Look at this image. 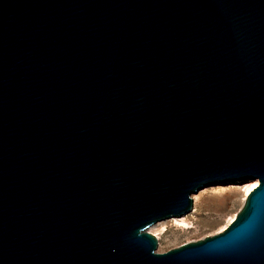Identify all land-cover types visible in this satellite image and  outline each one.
Returning a JSON list of instances; mask_svg holds the SVG:
<instances>
[{"label":"water","instance_id":"obj_1","mask_svg":"<svg viewBox=\"0 0 264 264\" xmlns=\"http://www.w3.org/2000/svg\"><path fill=\"white\" fill-rule=\"evenodd\" d=\"M256 179L157 251L201 189ZM0 264H264V0H0Z\"/></svg>","mask_w":264,"mask_h":264},{"label":"rangeland","instance_id":"obj_2","mask_svg":"<svg viewBox=\"0 0 264 264\" xmlns=\"http://www.w3.org/2000/svg\"><path fill=\"white\" fill-rule=\"evenodd\" d=\"M251 181L217 183L201 189L195 195L197 200L190 213L149 229L158 238L157 251L166 252L223 231L242 209Z\"/></svg>","mask_w":264,"mask_h":264},{"label":"bare ground","instance_id":"obj_3","mask_svg":"<svg viewBox=\"0 0 264 264\" xmlns=\"http://www.w3.org/2000/svg\"><path fill=\"white\" fill-rule=\"evenodd\" d=\"M258 183H259V181H258L257 179H256V180H252V181H251V184L248 185V191H247V194H249V192H250L251 190H253V189L258 185ZM195 200H197V198H196Z\"/></svg>","mask_w":264,"mask_h":264}]
</instances>
